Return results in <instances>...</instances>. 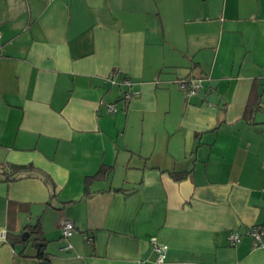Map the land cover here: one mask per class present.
I'll return each instance as SVG.
<instances>
[{"label":"crops","instance_id":"crops-1","mask_svg":"<svg viewBox=\"0 0 264 264\" xmlns=\"http://www.w3.org/2000/svg\"><path fill=\"white\" fill-rule=\"evenodd\" d=\"M184 77L202 79L196 96ZM252 226L264 0H0V264H264Z\"/></svg>","mask_w":264,"mask_h":264},{"label":"built area","instance_id":"built-area-1","mask_svg":"<svg viewBox=\"0 0 264 264\" xmlns=\"http://www.w3.org/2000/svg\"><path fill=\"white\" fill-rule=\"evenodd\" d=\"M107 80L110 84H116V74L110 73ZM121 84L129 85L130 82L123 78L120 80ZM178 89L183 93L186 98L196 96L202 88V79L193 77H184L177 80ZM139 96L138 91H125L121 94L118 103L121 105H127L130 101ZM107 110L111 112H116L117 107L115 105H107ZM74 231L73 223L69 220H64L61 226V238L64 241L63 250H70L71 246L68 242L69 238L72 236ZM244 236L251 238L254 246L261 247L263 245L264 230L261 227L252 226L249 227ZM242 235L239 233H232L228 236V241L231 244H236L241 240ZM0 239H5V232L0 233ZM153 251L156 254L157 263H162L165 259V254L167 252V247L157 243L155 240L152 242Z\"/></svg>","mask_w":264,"mask_h":264},{"label":"trees","instance_id":"trees-1","mask_svg":"<svg viewBox=\"0 0 264 264\" xmlns=\"http://www.w3.org/2000/svg\"><path fill=\"white\" fill-rule=\"evenodd\" d=\"M246 112H247V110H246ZM34 171L35 170L33 169L32 166H14V167L11 168V172L13 173V175L16 176L15 178H18L20 176L25 175L26 172L33 173ZM108 171H109L108 168L103 167L95 175H93L91 177H86L84 179L83 197L86 198V197L90 196V193H89L90 185L94 181H97V180H100V179L104 178L107 175ZM183 177H184V175H178V176H175L174 178L179 180V179H181ZM29 233H30V235L38 234L37 231H30ZM34 242L38 243V240L36 239ZM40 257L42 258L43 254Z\"/></svg>","mask_w":264,"mask_h":264},{"label":"water","instance_id":"water-1","mask_svg":"<svg viewBox=\"0 0 264 264\" xmlns=\"http://www.w3.org/2000/svg\"><path fill=\"white\" fill-rule=\"evenodd\" d=\"M29 237V233L28 232H23L21 234V240L25 239V238H28ZM36 245H40V243H35ZM41 252V251H40ZM43 264H46V262H44Z\"/></svg>","mask_w":264,"mask_h":264}]
</instances>
